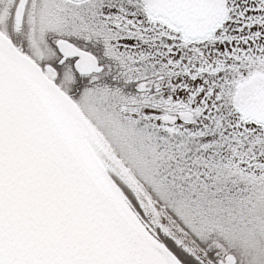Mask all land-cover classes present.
I'll return each instance as SVG.
<instances>
[{
  "label": "snow or ice",
  "instance_id": "obj_1",
  "mask_svg": "<svg viewBox=\"0 0 264 264\" xmlns=\"http://www.w3.org/2000/svg\"><path fill=\"white\" fill-rule=\"evenodd\" d=\"M0 264H264V0H0Z\"/></svg>",
  "mask_w": 264,
  "mask_h": 264
}]
</instances>
